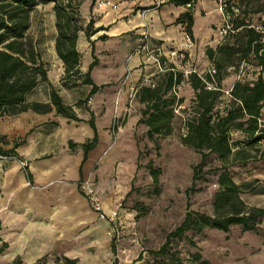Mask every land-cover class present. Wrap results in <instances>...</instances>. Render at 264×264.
Wrapping results in <instances>:
<instances>
[{"label": "rangeland", "instance_id": "374dc122", "mask_svg": "<svg viewBox=\"0 0 264 264\" xmlns=\"http://www.w3.org/2000/svg\"><path fill=\"white\" fill-rule=\"evenodd\" d=\"M90 2L83 0L78 9V22L82 27L78 37L82 35L87 40L85 49L77 42L84 71L73 75L62 74L58 86L63 91L64 100L73 101L80 114L89 116L96 112L98 119L105 113L102 97L109 92L112 106L110 118L104 126L101 124L106 118L98 123L99 129L106 134L104 155L107 154L109 158L105 164L98 160L90 174L78 181V188L84 193L82 184L85 181L89 183L100 196L105 212H115V217L113 220L102 218L95 211L106 227L100 231L98 242L90 252L77 260L79 264H160L157 260L160 256H155L152 251L165 242L167 234L183 221L187 211L214 214L219 174L215 168L221 163L215 153H209L202 159L201 152L181 142L180 137L185 132L183 121L191 113L194 96L192 89L190 96L185 93L189 88L188 83L182 82L178 88L176 97H184L179 105H175L172 132L168 135L148 133V126L141 115L144 103L131 95L130 86L137 83V80L130 81L134 69L129 66V57L121 54L120 43L111 51L104 43L101 50L100 41L96 38V42H92V50L91 38L85 36L84 30L89 21H92L90 27H94L99 11L105 7L100 5L101 0H95L90 8ZM52 5V2L36 4L31 9L30 25L25 32V37L33 41L40 56L45 59L59 57L55 50L57 29ZM150 15L151 12L147 14V19ZM209 20L214 24L212 36L202 44L207 55L204 59L220 69L224 76L221 86L226 89L235 73L233 70L226 72V65L241 57L240 52L236 51L239 43L237 29L220 34L223 19L218 9L211 13ZM252 23L256 28H264V12L254 14ZM221 45L226 49L219 51L218 46ZM231 46L232 53L228 49ZM85 50H92L97 57V65L92 68L90 77L99 85V89L92 95H89L91 85L84 82L89 64ZM189 62L192 60L188 58L185 69H203L207 64L198 57L190 66ZM128 71L130 76L125 82ZM251 72L249 70L248 73ZM49 88L47 83L39 84L30 98L44 100ZM221 97L230 104V96L222 92ZM245 141L243 133L233 131V147H245L252 156L228 168L247 206L264 208V141L253 145ZM101 166L103 174L99 175ZM152 169L158 170L156 180ZM88 205L90 207L89 202ZM263 239L264 213L256 230H243L240 224L231 225L228 231L209 227L200 232L188 230L181 238H173L170 248L186 264H200V259H206L207 264H264ZM112 243L115 244L114 250ZM196 253L200 254L199 259L195 257ZM39 264L67 263L62 254H52Z\"/></svg>", "mask_w": 264, "mask_h": 264}, {"label": "crops", "instance_id": "0c3cea01", "mask_svg": "<svg viewBox=\"0 0 264 264\" xmlns=\"http://www.w3.org/2000/svg\"><path fill=\"white\" fill-rule=\"evenodd\" d=\"M109 1L110 4L99 11L94 25L105 29L97 31L95 37V34L90 36V41L96 42L97 38L102 44L99 48L102 50L106 43L109 51L120 43L121 54L129 57V66L134 69L130 81L138 82L142 76L140 61L143 56L134 52V45L144 28L152 42L161 45L165 57H173L169 55L173 49L185 51L186 58L176 60L180 63L177 69L185 70L188 58L192 60L189 66L195 62V57L207 63L202 44L212 36L214 22L209 16L218 9V0H195L185 4L172 0ZM149 12L151 15L147 19ZM184 30L193 39L190 47L184 43ZM101 34H105L104 39L98 38ZM77 42L85 49L87 40L84 36L79 35ZM85 51L90 63L92 50ZM42 59L48 66L49 81L64 100L58 86L59 78L64 74L63 61L60 57ZM208 65L203 69L192 68L204 71ZM79 69L84 71L81 63ZM232 77L226 88L233 84L235 73ZM191 89L190 86L186 89V95L190 96ZM44 100L47 101L48 96ZM102 100L104 115L98 119V114L92 113L98 141L86 154L82 143L94 136L89 123L91 113L89 116L80 114L71 100L64 102L73 106L77 120L58 114L54 107L47 112L26 110L0 117V154L5 156L0 158V264H12L15 258L22 264H35L41 257L52 254L78 259L98 242L106 223L100 221L89 207L84 193L78 188V181L90 174L98 160L105 164L109 158L104 155L106 134L98 124L106 118L101 124L104 126L110 118L109 92ZM261 113H264V106ZM20 158L27 160L26 169L21 167ZM98 174H103V166L99 167Z\"/></svg>", "mask_w": 264, "mask_h": 264}, {"label": "trees", "instance_id": "16d2710c", "mask_svg": "<svg viewBox=\"0 0 264 264\" xmlns=\"http://www.w3.org/2000/svg\"><path fill=\"white\" fill-rule=\"evenodd\" d=\"M83 0H0V117L17 114L26 110L47 112L53 107L58 114L78 119L73 106L66 104L57 89L48 78V66L40 56L33 41L25 37L31 20V9L38 3L52 2L55 15L57 34L55 50L64 63V74L80 73V54L77 48L78 33L82 30L78 22V9ZM177 4H185L195 0H172ZM225 11L230 15L231 28L237 29L239 43L236 51L241 57L236 62H229V66H237L243 61H251L261 65L263 69L264 56L260 51L264 49V28H256L252 23V16L264 12V0H225ZM95 0H91L92 8ZM190 15L188 16V20ZM85 27V36L89 39L104 26ZM189 24L187 23V28ZM105 38V34L98 36ZM91 45L93 41H90ZM226 46H218L222 51ZM233 52V47L228 48ZM93 50V46H92ZM92 61L85 71V83L90 84L89 95L94 94L99 85L90 77L92 68L97 64V57L92 52ZM214 80L217 87L208 89L205 80L211 77L206 73L204 79L197 72L185 75L182 70L167 69L156 76L154 86L141 84L135 93L140 102L144 103L141 111L144 122L148 126L149 134L168 135L172 132V121L175 116V105L183 101V97H176L180 83L185 82L192 88L191 113L183 121L185 132L181 135V142L201 152L202 159L209 153H215L220 165L217 177L218 190L214 198V214L187 211L183 221L170 233L165 242L152 251L160 264H186L170 244L173 238H181L188 230L200 232L205 227L228 231L231 225L240 224L243 230H256L264 208L247 206L239 195V186L232 178L229 166L239 161L251 158L245 147H233V131L241 132L246 137V143L253 145L264 141V118L261 110L264 106V78L262 69L251 81L235 79L230 90V104L220 110L218 104L224 100L222 96L221 80L223 75L215 65ZM41 83L49 84L48 100L31 99L30 96ZM94 129V136L82 143L86 152L97 144L98 138L91 113L89 120ZM264 157V153H262ZM154 179L158 170L152 169ZM264 241V239H263ZM193 243V241H191ZM113 250L115 244L112 243ZM2 247H0V252ZM48 255L41 257L35 264H39ZM195 257L200 258L196 253ZM67 264H79L77 258L63 256ZM161 260V261H160ZM200 264H207L206 259H200ZM12 264H22L15 258Z\"/></svg>", "mask_w": 264, "mask_h": 264}, {"label": "built area", "instance_id": "2783aa9c", "mask_svg": "<svg viewBox=\"0 0 264 264\" xmlns=\"http://www.w3.org/2000/svg\"><path fill=\"white\" fill-rule=\"evenodd\" d=\"M109 4H110L109 0H105V1L101 0V3H100V5H106V6ZM188 5H190V3H188ZM225 7H226V1L218 0V10L221 13L222 19H223V24L219 30L220 34L222 35L226 34V32L231 28V25L229 22L230 15L226 13ZM183 39L187 47H190L193 45V39L187 30H184L183 32ZM134 52L140 53L143 56L141 57V61H140V66L142 68V76L136 84H133L130 86L131 95H135L137 88L143 83L154 86L156 83V76L159 73L164 72L167 69L177 70L178 62L176 60L177 59L183 60L186 58L184 57L185 51L183 49H173L169 51V55L173 57H165V52L163 48L161 47V45H157L152 42L150 34L146 28H144L137 35L136 42L134 45ZM228 69L233 70L235 72V75H236L235 79L242 80V81H251L261 71L262 66L256 65L251 61H243L239 63V65L237 66H234V65L229 66ZM249 70L252 72L248 73ZM192 71L197 72V74L201 78H203L204 74L206 73L211 77L210 80H205V84L208 89H214L217 87V83L214 80V74L216 72V68L214 64H209L207 69L204 71L203 70L198 71L193 68L183 70L185 75L189 74ZM129 76H130V72L128 71L125 77V82H127ZM230 90H231V87L226 88V89L222 88V91L228 96H230ZM226 103L227 102L225 99L220 101V103L218 104V108L222 110L226 106ZM2 157H5V156L0 154V158ZM19 163L22 168L26 169L28 165L26 159L20 158ZM82 188L84 189V193L90 204V207L94 211H96L100 217L113 220L115 217V212H112V214H108L105 212L103 205H102V200L100 196L98 195L97 191H95L90 186L89 183H86V181L82 184Z\"/></svg>", "mask_w": 264, "mask_h": 264}, {"label": "water", "instance_id": "95a60500", "mask_svg": "<svg viewBox=\"0 0 264 264\" xmlns=\"http://www.w3.org/2000/svg\"><path fill=\"white\" fill-rule=\"evenodd\" d=\"M260 55L264 56V49L260 51Z\"/></svg>", "mask_w": 264, "mask_h": 264}]
</instances>
